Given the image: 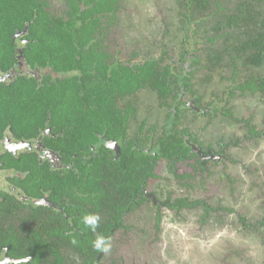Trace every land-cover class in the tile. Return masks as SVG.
Masks as SVG:
<instances>
[{"label": "flooded vegetation", "instance_id": "obj_1", "mask_svg": "<svg viewBox=\"0 0 264 264\" xmlns=\"http://www.w3.org/2000/svg\"><path fill=\"white\" fill-rule=\"evenodd\" d=\"M209 1L208 7L180 10L178 20L169 25V10L162 5L170 9L171 19L173 8L165 0H38L42 12L52 19L81 27L90 66L100 70L117 61L124 66L127 78L141 67L154 70L145 80L138 76L123 85L125 93L115 95L110 135L98 134L99 141L88 143L89 152L86 145L75 148L65 143L63 129L56 134L50 129L38 131L34 137L17 134L25 114L18 113L12 121L13 115L7 111V127L0 129V264H54L56 253L62 264H82L85 253L76 246L93 248L97 234L109 237L112 244L117 238L118 246L124 235L130 244L120 247L115 255L97 251L94 264H151L147 251L138 255L133 250L138 241H145L153 254L157 246L166 251L173 248L171 241L185 236L183 228L189 222L202 233L206 227L212 236L210 244L219 240L225 247L216 255L218 261L229 249L237 227L243 232L264 230V215L251 221L249 207L236 201L235 194L242 190L237 187L243 186L231 172L238 164L250 170L236 157V148L251 144L260 148L264 140L263 131L260 135L250 131L252 126L257 131L264 129L253 122L251 106L243 104L246 116L234 107L240 103L238 99L264 96V92L262 88L254 93L241 90L240 84L255 78L258 70L244 67L240 81L243 73L238 62L224 54L222 59L229 60L231 73L228 77L217 73V82L224 87L215 81L216 70L223 64L221 61L220 68L211 65L208 56L220 36L231 30L222 25L237 13L240 0ZM123 12L129 14L126 24ZM7 17V10L0 11V24L7 23ZM203 26H210L211 32L205 34ZM3 29L0 85L8 90L30 85L47 92L58 71L43 61L34 64L42 57L35 55L41 51L28 38L29 22L12 24L8 35L7 27ZM4 45L7 63H11L6 67ZM80 70L63 73L84 84L86 77ZM83 89L81 97L94 101L88 97L90 89L87 92L84 85ZM34 103L42 112L50 110L45 99ZM226 119L240 126L238 131L226 129ZM8 153L17 161L25 160L28 167L23 171L8 167ZM32 171L38 172L39 178L50 176L56 187L38 184L36 194L30 195L24 179ZM92 185L99 189L96 208L87 193ZM86 213L100 216L95 232L82 222ZM190 237H185V244ZM55 242L52 254H37V248Z\"/></svg>", "mask_w": 264, "mask_h": 264}, {"label": "trees", "instance_id": "obj_2", "mask_svg": "<svg viewBox=\"0 0 264 264\" xmlns=\"http://www.w3.org/2000/svg\"><path fill=\"white\" fill-rule=\"evenodd\" d=\"M263 2L264 0H240L237 3V13L234 16H228L230 22L221 24L223 27L229 26L231 29L224 32L219 38L223 48L219 52L218 50H211L208 56L209 63L211 65L214 64L215 67L218 66L220 68L221 55L224 54L233 63L235 61L241 62L247 66L246 69L258 70L255 78L253 77L250 81L246 80L244 84H240L241 90L250 89L252 93L256 90H261V88L262 92H264ZM178 3L182 11H189L191 7L195 8L199 5L205 4L207 7L210 5L209 0H178ZM39 5L38 0H0V11L7 10L8 14L7 23L0 24V35L1 31L5 30L3 28L7 27L8 35V29L12 28V24H18L24 20L28 21L30 25L28 38L32 41L31 45L41 51L35 55L42 57L37 58L34 64L42 65L43 61L46 65L56 69L58 75L54 80L51 79V86L46 90L47 92L30 85L21 88L18 86L13 88L12 86L11 90L0 85V89H3L0 91V115L3 118L2 120L0 119V129L7 127V111L10 112V116L13 115L12 121L15 116L17 118L18 113H23L25 116L21 124H19L17 134L34 137L38 131L50 129L51 134L54 132L56 134L58 130L63 129L65 143L74 145L75 148L86 145L85 148L89 152V149H87L88 143L94 140L99 141L100 137L98 134L104 137L110 135L112 122L109 116L111 109L113 110L115 95L125 93L123 85L127 86L128 82L136 77L140 76L141 80L148 78L149 71L154 69L149 68V70H146L145 67H141L137 73L132 74L125 67V71L130 73L127 78L124 76V66L121 68V64L117 61H110L103 67L104 69L100 70L90 66L89 59H87L88 54L83 50L86 36L81 31V27L71 21L61 22V19L57 17L52 19L45 12H42L43 9ZM214 25L212 24L211 26ZM221 25L219 24V26ZM203 27L205 34L212 30L210 26ZM3 50V61H5L3 65L6 67L7 64L11 65V63H7V45L3 46ZM98 63H101V61H98ZM4 67L3 69H5ZM73 69H81L82 74L90 80L89 84L86 78H84V84H82L76 81L72 74L63 73ZM83 85L87 88V92L90 89L91 93L88 97L94 101H87L84 97H81L84 96ZM87 94L85 95L86 97ZM39 98L45 99L50 106L48 112H42L41 109H37L34 106L36 103L33 104V101ZM253 127L250 131L254 134L260 135L262 131L264 132V129L257 131ZM49 141L52 142L53 139H49ZM161 149L163 147L158 150V154L162 152ZM164 149L168 148L164 147ZM6 158L8 167L14 171H23L28 167L25 160L17 161V158L11 153H8ZM29 174L33 175L28 176ZM36 174L39 173L32 171L24 179V182L28 181V192L30 195L36 194L38 184H43L44 186L48 184L49 188L52 186L56 187L50 176L39 178ZM90 188L87 193L90 194L93 208H96V201L100 198L99 189H97L96 185H92ZM15 207L16 205L14 206L13 203L10 205L12 211H14ZM107 207L109 208V206ZM101 210L103 211L102 208ZM92 211L97 212L98 210L92 209ZM14 214L16 213L14 212L11 215L13 216ZM55 244L56 242L45 245L42 250L37 248V254L39 255L40 251L52 254L53 251H56L53 248ZM76 247L85 253L86 259L82 264L95 263L97 251L94 248L84 249L80 246ZM54 256L52 262L54 264H62L61 256L57 255V253ZM45 259L47 258L45 257ZM38 260L40 258L36 257V261Z\"/></svg>", "mask_w": 264, "mask_h": 264}, {"label": "rangeland", "instance_id": "obj_3", "mask_svg": "<svg viewBox=\"0 0 264 264\" xmlns=\"http://www.w3.org/2000/svg\"><path fill=\"white\" fill-rule=\"evenodd\" d=\"M165 1L173 8V15L171 19L170 9L165 5H162V7L169 10L166 19L168 21L167 23L170 25L171 23L173 24V21L178 20V18L180 17V4L178 3V0ZM262 4L264 6V2ZM56 8L57 6H54L53 11H55ZM123 14V23L126 24L129 14L126 12H123ZM197 15L199 14H196V16ZM222 46L223 45L221 41H217L213 45V48L216 51L218 50L219 52L223 48ZM124 53L125 51L123 52V54ZM201 56H203V52H201ZM228 63V59L227 61L224 58L222 59L223 67L218 69V72L216 70V82L217 73L218 75H226L227 77L231 73V67ZM238 65L240 71H242L243 73V76H241L240 78L241 81V79L245 75L244 67L246 66L241 62H238ZM219 86L222 88L224 87V84L221 83L219 84ZM244 98L245 99H238L240 103H237V105L235 104L236 106L234 107V110L242 116H246L247 111L244 109L243 104L250 105L251 109L249 112L250 115L253 116V122L256 126L263 127L264 96L259 97L258 95L256 98L244 96ZM255 107L258 109L256 110ZM226 121L229 122V124H226V129L238 131V129L240 128V126L235 125L236 123L231 122L229 119H226ZM260 144L262 145L260 148H258V146H254L253 144L242 145V147L236 148V157L242 163L246 164L250 170H247L240 164H238L236 169H234V171H231L236 175L243 186L237 187V189L242 188V190L241 192L238 191V195L235 194V197H238L236 201H239L246 207H249L247 216L251 221H256L264 215V168L260 169L259 167L260 163L264 165V140H261ZM235 223L236 222H233L232 225ZM203 228H205L204 233H202L201 229H197L194 224L189 222L187 226L183 228V233L185 234V236H183L180 241L177 240V238L176 240L171 241L173 248L178 246L176 249L168 247L166 251H164L162 247L157 246L155 250L156 253L153 254L151 249H149L148 246L145 245V241H138V244H136L138 248H133V250L136 252V254L138 253V255H143L147 251L152 258L150 259L152 260L151 264H264L263 228H259L258 230H253L250 232H248L247 230L243 232L237 227L234 240L232 241L229 249L220 256V259L218 261L216 255H218L225 247L219 240H215L212 244H210V242H208V239L212 238L211 233L209 231H206V227ZM198 234H201L205 238V240L201 241V238ZM186 236L191 237L185 244ZM126 238L127 237L123 235V241L119 246L117 241L118 239L116 238V240H114L112 244L114 247H112L111 249L112 255H115L120 247H124L130 244V241H126ZM144 239H146V237ZM182 249L184 250V253L179 254L181 253L179 251H182ZM180 255L184 259V262L182 263ZM139 261H141L140 258Z\"/></svg>", "mask_w": 264, "mask_h": 264}, {"label": "clouds", "instance_id": "obj_4", "mask_svg": "<svg viewBox=\"0 0 264 264\" xmlns=\"http://www.w3.org/2000/svg\"><path fill=\"white\" fill-rule=\"evenodd\" d=\"M99 221L100 216L97 213H86L82 217L83 224L91 228L93 232L99 226ZM92 246L96 251L108 254L112 249L111 239L105 237L103 234H97L95 240L92 242Z\"/></svg>", "mask_w": 264, "mask_h": 264}]
</instances>
